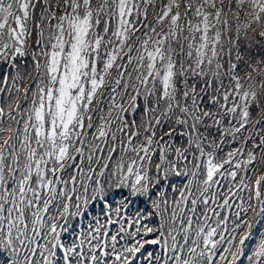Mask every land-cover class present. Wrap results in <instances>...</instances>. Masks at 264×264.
<instances>
[{"label":"snow or ice","instance_id":"snow-or-ice-1","mask_svg":"<svg viewBox=\"0 0 264 264\" xmlns=\"http://www.w3.org/2000/svg\"><path fill=\"white\" fill-rule=\"evenodd\" d=\"M137 261L264 264V0H0V264Z\"/></svg>","mask_w":264,"mask_h":264},{"label":"trees","instance_id":"trees-1","mask_svg":"<svg viewBox=\"0 0 264 264\" xmlns=\"http://www.w3.org/2000/svg\"><path fill=\"white\" fill-rule=\"evenodd\" d=\"M237 201H234V203H236ZM142 205L143 204H138V207H140V208H142ZM148 207V205H146L145 207H143V208H147ZM97 208H98V206H97ZM134 208H132V209H130L129 210V215L132 213V212H134V210H133ZM223 211V210H222ZM224 215H228L229 213L228 212H224L223 213ZM91 215V214H90ZM91 218L89 219V218H86L85 219V224L83 225V227L86 229L87 228V225H88V223L91 221V219H92V216H90ZM101 220L103 221V217H101ZM229 226H230V224H229ZM112 227V230L114 231L115 230V228L113 227V226H111ZM149 251H150V249H148ZM244 264H247V261H245L244 262Z\"/></svg>","mask_w":264,"mask_h":264}]
</instances>
